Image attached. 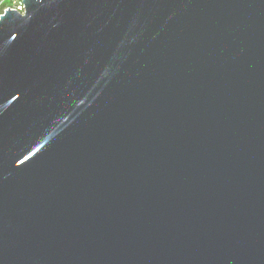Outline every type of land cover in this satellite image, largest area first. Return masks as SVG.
Instances as JSON below:
<instances>
[{
	"label": "water",
	"instance_id": "1",
	"mask_svg": "<svg viewBox=\"0 0 264 264\" xmlns=\"http://www.w3.org/2000/svg\"><path fill=\"white\" fill-rule=\"evenodd\" d=\"M22 1L0 264H264V0Z\"/></svg>",
	"mask_w": 264,
	"mask_h": 264
},
{
	"label": "built area",
	"instance_id": "2",
	"mask_svg": "<svg viewBox=\"0 0 264 264\" xmlns=\"http://www.w3.org/2000/svg\"><path fill=\"white\" fill-rule=\"evenodd\" d=\"M8 7L21 13H24L25 10V5L22 0H0V16L8 10Z\"/></svg>",
	"mask_w": 264,
	"mask_h": 264
}]
</instances>
